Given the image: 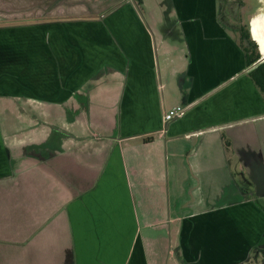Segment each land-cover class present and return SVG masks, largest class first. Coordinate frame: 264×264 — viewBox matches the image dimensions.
Listing matches in <instances>:
<instances>
[{
    "label": "crops",
    "instance_id": "crops-1",
    "mask_svg": "<svg viewBox=\"0 0 264 264\" xmlns=\"http://www.w3.org/2000/svg\"><path fill=\"white\" fill-rule=\"evenodd\" d=\"M234 1L244 2L169 0L174 18L158 25L173 22L177 48L145 21L146 0L29 2L19 16L0 9V264H159L165 218L136 207L170 202L158 165L167 142L264 119ZM161 57L168 90L177 91L179 73L188 85L186 114L169 123L162 113L177 101L160 94ZM154 144L150 164L136 150ZM209 164L192 168H216ZM195 177L182 203L189 208L168 228L178 264H247L264 249V208L239 187Z\"/></svg>",
    "mask_w": 264,
    "mask_h": 264
},
{
    "label": "rangeland",
    "instance_id": "rangeland-1",
    "mask_svg": "<svg viewBox=\"0 0 264 264\" xmlns=\"http://www.w3.org/2000/svg\"><path fill=\"white\" fill-rule=\"evenodd\" d=\"M42 1H51V0H0V9L9 10L12 14L19 16L20 13H25L23 11L28 7V3H32V8L40 5ZM66 1V0H65ZM75 3H88L92 1H102V0H72ZM104 1V0H103ZM118 0H112L111 3ZM169 0H146L145 6L140 5L139 11L143 15L145 21L147 20L149 25L154 28L156 32V36L160 38V35L164 34V38L171 44L173 47L177 48L180 39L177 37V28H173V22L169 27H166L169 22L173 20V16L171 19H167V15H169L168 2ZM243 5L239 6L236 1L233 4H229L228 7L231 12L236 16L237 21L240 25L243 24L244 27H249V23L251 17L259 12L257 7L259 6L258 0H243ZM107 2V0H106ZM154 2L153 11L150 7V3ZM82 6L83 12L87 14H91L87 9L86 5ZM105 5V4H104ZM159 6L164 5L166 9L158 8ZM104 7V6H103ZM35 9V8H34ZM93 8L92 10H94ZM95 9L94 11L96 12ZM220 10V7H219ZM82 11V10H81ZM93 11V12H94ZM80 12V11H79ZM89 12V13H88ZM224 17H230L224 12ZM35 13H28L27 15L35 16ZM157 17V20L154 21L151 15ZM173 15V14H172ZM161 18L167 22V24L158 25ZM146 21V22H147ZM164 28V29H163ZM251 33V31H250ZM252 37V33H251ZM167 42V43H168ZM170 46V45H169ZM258 49V46H257ZM162 61L161 57L160 68H161V77L158 81L160 87V94H162L163 98L167 103L177 101L173 107L170 106L164 113L169 112L176 107H179L184 111L183 114H186L183 102L180 99L184 98V92H187V87L184 73H179L176 75V78L173 79L175 87L177 89L170 91L168 90L170 80L166 78V73L162 69ZM173 91V92H172ZM180 91V92H179ZM179 92L180 97L177 95ZM169 94H172L169 96ZM177 120V118L173 117L168 120L167 123ZM169 125L166 127V134L168 132ZM186 133H175L174 138H171L167 142V149L169 154V158H161V162L158 160V165L164 168V181L165 185L167 184V180L171 182V187H173L171 191V199L170 202L168 199L164 200V203H158V206L152 205L151 201L145 205L137 204V212L139 215L149 214L150 216H154L155 218L160 215L165 218V223L160 224V232L158 235V250L160 262L159 264H178L177 259L179 258V248L176 244H171L168 228L169 226L174 229L175 223L172 221V218L178 212L184 211L188 206L183 207L182 203L185 202V197L188 194L191 187L194 185V177L197 175L201 177V181H206V183H214L221 185L224 184L226 191H233L235 187H239V193H246L253 197L254 202L257 206L264 207V183H257L256 188L253 187V184L247 182L249 178L251 179L252 172L254 171L255 179L260 178L259 168L263 167L264 171V119L253 121L249 124L237 125L235 127H231L230 129L221 132L219 136H207L201 137L200 141L198 138L190 137L187 138ZM189 137V136H188ZM139 152V156L147 155L150 158V164L152 161V155H155L157 152V146L148 145L146 147H139L136 150ZM175 153V155H171ZM171 155V156H170ZM210 165L212 163L215 169H211L210 167L206 168V170H197L192 168V166H198L199 164ZM149 164V165H150ZM149 165L145 162L143 165L139 167V169L148 168ZM156 164V166H158ZM167 166H169V171L167 172ZM258 167V168H257ZM159 168V167H158ZM191 169V170H190ZM214 172L211 174L210 172ZM192 171H196L195 174ZM259 171V172H258ZM152 175H155L158 178H162L160 174L154 173V170L151 172ZM195 174V175H194ZM150 174L146 171L144 175L141 176L142 181L138 182L141 187L148 186V178H150ZM196 178V177H195ZM260 180V179H259ZM148 181V182H147ZM212 181V182H211ZM149 190H145L147 192ZM245 191V192H244ZM175 194V196H174ZM173 195V197H172ZM227 197V195L225 196ZM234 198V197H233ZM146 215V214H145ZM167 233L163 235V228ZM264 241V238H263ZM257 249V248H256ZM262 249V248H261ZM257 249L250 255V261L247 264H263L264 262V249Z\"/></svg>",
    "mask_w": 264,
    "mask_h": 264
},
{
    "label": "trees",
    "instance_id": "trees-1",
    "mask_svg": "<svg viewBox=\"0 0 264 264\" xmlns=\"http://www.w3.org/2000/svg\"><path fill=\"white\" fill-rule=\"evenodd\" d=\"M239 41L245 51L247 65L250 66L258 60L260 54L256 42L250 36L248 27H241ZM248 75L264 96V61L254 64V66L249 69Z\"/></svg>",
    "mask_w": 264,
    "mask_h": 264
},
{
    "label": "bare ground",
    "instance_id": "bare-ground-1",
    "mask_svg": "<svg viewBox=\"0 0 264 264\" xmlns=\"http://www.w3.org/2000/svg\"><path fill=\"white\" fill-rule=\"evenodd\" d=\"M251 33L259 50L264 54V8L251 17Z\"/></svg>",
    "mask_w": 264,
    "mask_h": 264
},
{
    "label": "built area",
    "instance_id": "built-area-1",
    "mask_svg": "<svg viewBox=\"0 0 264 264\" xmlns=\"http://www.w3.org/2000/svg\"><path fill=\"white\" fill-rule=\"evenodd\" d=\"M184 111L181 110L179 107H176L175 109L170 110L167 113H164L163 118L164 120H170L173 117H181L183 115Z\"/></svg>",
    "mask_w": 264,
    "mask_h": 264
},
{
    "label": "flooded vegetation",
    "instance_id": "flooded-vegetation-1",
    "mask_svg": "<svg viewBox=\"0 0 264 264\" xmlns=\"http://www.w3.org/2000/svg\"><path fill=\"white\" fill-rule=\"evenodd\" d=\"M258 168V167H257ZM262 170V172L259 174L260 175V180L259 179H255V174H254V171L252 172V175H251V179L249 178V180L247 181V182H250L251 184H253V187L254 188H256V186H257V183H259V181L260 182H262V183H264V171H263V167H261V168H259V171H261ZM258 171V172H259ZM240 187V186H239ZM260 208L262 209V207L260 206ZM264 208V207H263ZM264 262V261H263Z\"/></svg>",
    "mask_w": 264,
    "mask_h": 264
},
{
    "label": "water",
    "instance_id": "water-1",
    "mask_svg": "<svg viewBox=\"0 0 264 264\" xmlns=\"http://www.w3.org/2000/svg\"><path fill=\"white\" fill-rule=\"evenodd\" d=\"M258 3H259V6L257 7V10H259V9H263V8H264V0H258ZM249 25H251V20H250ZM248 30H249V31L251 30V26L248 27ZM252 39L255 41L254 37H252ZM255 42H256V44H257V41H255ZM258 50H259V47H258ZM259 54H260V57L258 58L257 61L254 62V64H257V63H259V62L264 61V54L261 52V50H260ZM254 64H253V65H254Z\"/></svg>",
    "mask_w": 264,
    "mask_h": 264
}]
</instances>
